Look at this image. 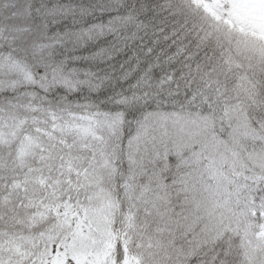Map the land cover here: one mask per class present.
I'll use <instances>...</instances> for the list:
<instances>
[{
    "label": "snow or ice",
    "instance_id": "snow-or-ice-1",
    "mask_svg": "<svg viewBox=\"0 0 264 264\" xmlns=\"http://www.w3.org/2000/svg\"><path fill=\"white\" fill-rule=\"evenodd\" d=\"M0 264H264V0H0Z\"/></svg>",
    "mask_w": 264,
    "mask_h": 264
}]
</instances>
